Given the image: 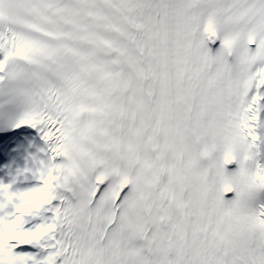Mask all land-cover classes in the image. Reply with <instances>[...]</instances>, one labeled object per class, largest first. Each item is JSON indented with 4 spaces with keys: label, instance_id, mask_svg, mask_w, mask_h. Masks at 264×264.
<instances>
[{
    "label": "snow or ice",
    "instance_id": "obj_1",
    "mask_svg": "<svg viewBox=\"0 0 264 264\" xmlns=\"http://www.w3.org/2000/svg\"><path fill=\"white\" fill-rule=\"evenodd\" d=\"M0 120V264H264V0H0Z\"/></svg>",
    "mask_w": 264,
    "mask_h": 264
},
{
    "label": "bare ground",
    "instance_id": "obj_2",
    "mask_svg": "<svg viewBox=\"0 0 264 264\" xmlns=\"http://www.w3.org/2000/svg\"><path fill=\"white\" fill-rule=\"evenodd\" d=\"M41 148L45 151H39ZM47 153V144L37 138L31 131L25 128L24 130L17 131L7 142L0 146V171L4 173V176L0 177V182L10 183L17 168H24L26 165L31 167L33 154L43 159ZM5 156L8 161L6 160V162L2 163L1 159ZM260 159L261 162H264V155ZM13 160H18V163H16L15 169L11 170L10 161ZM38 183L39 181L33 178L31 173H25L24 176L17 177L16 183L13 184V189H25ZM32 250L35 251V249Z\"/></svg>",
    "mask_w": 264,
    "mask_h": 264
},
{
    "label": "clouds",
    "instance_id": "obj_3",
    "mask_svg": "<svg viewBox=\"0 0 264 264\" xmlns=\"http://www.w3.org/2000/svg\"><path fill=\"white\" fill-rule=\"evenodd\" d=\"M39 151L43 152L44 149L41 148ZM33 157H36L37 159H41L38 155H35V154H33ZM33 157H32L33 162H32L31 167H28L26 165L24 168H17L16 172L12 176V180H11L12 184L16 183L17 177L24 176L26 171L29 173H32L33 169H36V172H35V174H32V177L35 178L37 181L40 179L41 169L36 168V162L33 160ZM49 175H50V172H49ZM18 190L19 189H17V191ZM9 195H10L9 190L4 189L3 190V199H0V205H2V207H0V211H2L4 213L5 217L8 216V214L11 210L10 206H11L12 201L8 199ZM29 199L33 202H36L38 200V197H29Z\"/></svg>",
    "mask_w": 264,
    "mask_h": 264
},
{
    "label": "rangeland",
    "instance_id": "obj_4",
    "mask_svg": "<svg viewBox=\"0 0 264 264\" xmlns=\"http://www.w3.org/2000/svg\"><path fill=\"white\" fill-rule=\"evenodd\" d=\"M10 162H11V170H13L14 167H15V164L18 163V160H13V161H10Z\"/></svg>",
    "mask_w": 264,
    "mask_h": 264
}]
</instances>
